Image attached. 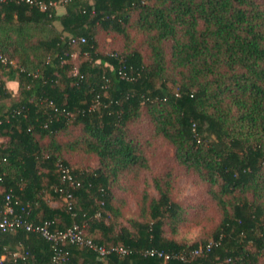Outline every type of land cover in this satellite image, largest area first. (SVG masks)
<instances>
[{
	"label": "trees",
	"instance_id": "obj_1",
	"mask_svg": "<svg viewBox=\"0 0 264 264\" xmlns=\"http://www.w3.org/2000/svg\"><path fill=\"white\" fill-rule=\"evenodd\" d=\"M35 1L59 5L43 11L18 0L0 4V26L17 28L16 36L0 39L9 61H0V205L11 193L28 222H54L52 230L77 222L97 245L130 254L101 258L67 246L68 260L55 263L49 242L19 228L0 234L2 264H264V0ZM97 26L129 45L145 38L150 59L142 49L100 52ZM77 46L82 61L75 66ZM145 118L175 148L176 160L208 183L222 209L216 244L186 261L144 255L200 248L165 237L178 206L158 182L149 222L116 232L105 221L111 187L145 166L132 131ZM76 152L96 157L99 166L75 169L65 157ZM61 166L80 182L72 211L46 199L70 189ZM96 231L101 236L91 238Z\"/></svg>",
	"mask_w": 264,
	"mask_h": 264
},
{
	"label": "rangeland",
	"instance_id": "obj_2",
	"mask_svg": "<svg viewBox=\"0 0 264 264\" xmlns=\"http://www.w3.org/2000/svg\"><path fill=\"white\" fill-rule=\"evenodd\" d=\"M16 30V26L13 28L0 26V39H4L7 35L16 36ZM25 33L39 35L40 31L27 29ZM95 33L99 51L104 54L122 55L135 49H142L145 58L150 59L149 46L144 43L145 38L139 37L134 44L129 45L114 30H105L97 26ZM74 49L72 59L77 66L82 61L79 58L80 47ZM9 87L16 91L17 84L11 82ZM172 90L177 91V88L173 87ZM152 129L147 118L142 119L132 129L138 134L146 163L140 170L120 176L119 181L111 187L113 210L108 213L106 223L112 224L116 232L122 227L135 232V223L149 222L151 202L158 200L161 194L156 184L158 182L162 191L167 192L178 206L177 216L168 218L164 225L165 237L179 244H198L199 247L214 242L222 221V209L211 195L210 186L180 164L175 157V148L155 135ZM65 158L79 170L91 171L99 166L96 157L83 152L68 154ZM3 192L4 189L0 188V194ZM46 199L50 200L55 208H62L66 203L61 197L49 193ZM100 236V231L90 234L91 238Z\"/></svg>",
	"mask_w": 264,
	"mask_h": 264
},
{
	"label": "built area",
	"instance_id": "obj_3",
	"mask_svg": "<svg viewBox=\"0 0 264 264\" xmlns=\"http://www.w3.org/2000/svg\"><path fill=\"white\" fill-rule=\"evenodd\" d=\"M15 0H0V4H7ZM26 2L30 5H38L43 11L48 10L49 8L58 7V3L56 1H50L49 3L38 2L35 0H18ZM77 43L76 40L73 41ZM85 39H81V43H84ZM0 61L2 64L7 65L9 63L8 59L3 56L0 52ZM120 75L124 78L126 74L121 71ZM62 179L64 183L70 185V189H66L64 187H60L58 192L60 193L61 198L66 202V206L69 211L73 210V193L72 191L77 189L80 186V182L76 181L71 174L70 169L61 166ZM17 202L13 201V195L11 193L7 194L5 197V203L3 206L0 205V234H5L9 232H14L19 228H24L28 232H33L39 234L43 237L47 242L52 245L54 251V262L60 263L68 260L69 252L64 251L67 246H78V247H86L90 250L96 252L99 257L105 258L111 254H116L121 257H127L130 254V251L121 246H99L92 239L87 238L85 236L83 227L74 222L70 227L63 230H52L51 227L54 222L46 221L42 224L34 225L28 222L24 215H18L16 213L15 205ZM73 216H76L73 213ZM216 243L212 242L207 244L206 246L200 247L198 249L193 250L188 255L187 253H173L166 252L162 250H148L144 253L147 257H154L163 260L165 263L170 260H180L186 261L188 256L197 257L206 252H209ZM16 256V255H15ZM5 261V257L0 258V264Z\"/></svg>",
	"mask_w": 264,
	"mask_h": 264
},
{
	"label": "crops",
	"instance_id": "obj_4",
	"mask_svg": "<svg viewBox=\"0 0 264 264\" xmlns=\"http://www.w3.org/2000/svg\"><path fill=\"white\" fill-rule=\"evenodd\" d=\"M10 83H11V82H10ZM10 83H8V85H9ZM16 90H17V89H16ZM50 205H51L52 207H54L53 204H50ZM54 208H55V207H54Z\"/></svg>",
	"mask_w": 264,
	"mask_h": 264
}]
</instances>
